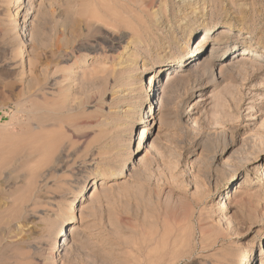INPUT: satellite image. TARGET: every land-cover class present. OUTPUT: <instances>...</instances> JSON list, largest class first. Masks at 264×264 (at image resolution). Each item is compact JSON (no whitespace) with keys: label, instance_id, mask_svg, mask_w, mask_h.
<instances>
[{"label":"rangeland","instance_id":"1","mask_svg":"<svg viewBox=\"0 0 264 264\" xmlns=\"http://www.w3.org/2000/svg\"><path fill=\"white\" fill-rule=\"evenodd\" d=\"M27 1L0 0V264H264V0Z\"/></svg>","mask_w":264,"mask_h":264},{"label":"bare ground","instance_id":"2","mask_svg":"<svg viewBox=\"0 0 264 264\" xmlns=\"http://www.w3.org/2000/svg\"><path fill=\"white\" fill-rule=\"evenodd\" d=\"M30 1H32V0H28L27 1V4L30 2ZM208 32H211V29H206L205 30V32L203 33V34H201L200 35V38L197 40V42H196V44H194V48H193V46H191V37L190 38H187V40H185L186 41V43H185V46H184V48H183V50H182V52L179 54V55H177L175 58H174V63L176 64V65H174L175 67H174V69H172V70H170V69H168L167 71H170V73L166 76V78H164L165 79V82H164V87L162 88V91L160 92V94H162L163 93V99H165V97H164V89L166 88V87H169V85L172 83V82H178V81H184V78L185 77H183L184 75V71L182 70V67H178V65H177V62L178 61H180V60H183V59H185V57H186V61L184 62V64H187V62L189 61V59H191L192 57H197V56H201V53H202V51H203V49H204V47L210 42V39H211V37H207V33ZM24 39V38H23ZM26 43H28V42H26ZM21 45H23V43L21 44ZM235 50V52L234 53H236L238 50H240V51H243V54H241L240 56H243L244 54H250L252 57V59L253 60H256V61H258V59H261L262 58V55L260 54V53H252L249 49H247V48H240V49H236L235 47H233V48H231V49H228V50H224L223 51V53H222V56H224V57H226V56H229V55H231L232 54V51H234ZM188 58V59H187ZM245 58H247V57H245ZM237 59V58H236ZM232 64H233V62H232ZM126 65V64H125ZM152 66V65H151ZM226 66H228L227 64L225 65H222V67H221V70L220 71H223L222 70V68L223 67H225L226 68ZM158 68H159V72H163L164 70H161V69H164V64L163 63H161V65L160 66H158ZM119 69H122V68H119ZM224 69V68H223ZM228 70V69H227ZM230 70V69H229ZM225 72V71H224ZM123 79V78H122ZM154 85H155V76L153 75H151V77L149 78V81H148V86H149V88H151V87H154ZM151 92V91H150ZM154 96H153V92H152V94L150 93V94H148L147 95V98H146V103H147V101H149L151 98H153ZM124 98V97H123ZM140 100V99H139ZM137 103V102H136ZM138 103H140V105H138L139 106V108H140V111H143V109H142V102H139L138 101ZM144 104V103H143ZM149 104V103H148ZM163 104V103H162ZM151 108V107H150ZM150 108H149V110H148V112L145 114L146 115V118L147 117H150L151 119H147V120H145V119H142L141 118V123H143L145 126H143V127H141L138 131H139V133H138V136H137V139L139 140L138 141V146H137V150L138 149H140L141 148V140H142V138L144 137V136H146L145 134H146V130H145V128H147V126H148V123H147V121H150V120H153V119H156L157 117H158V122H160L161 123V115H162V113L164 112V108L162 107V105L160 104V108H159V110H157V111H159V113L157 114V115H154V114H152L151 113V110H150ZM198 108V105H196V103H191V106H190V108H189V111H190V113H195V111L197 112V109ZM142 115H143V112H142ZM171 115V114H170ZM138 117V116H137ZM144 120V121H143ZM192 149V147L190 148V150ZM60 155H62L61 153H60ZM263 177H264V174H263ZM262 177V178H263ZM263 180H264V178H263ZM221 207H223V206H221ZM73 208V207H72ZM71 211H74V209H71ZM76 221H70V222H68V224L70 223V224H72V223H75ZM67 225V221L66 222H62L60 225H59V227H58V229H57V231L55 232V237L59 240V239H62V241H63V243H61L60 245L63 247L64 245H65V241H66V235H67V233H66V231H65V226ZM1 226V225H0ZM3 227V226H2ZM5 229V228H4ZM4 229L3 228H1L0 227V236H1V234L3 233V231H4ZM64 233V234H63ZM57 246H59V242H58V244H57ZM60 247V246H59ZM58 247V248H59ZM258 249H259V251L258 252H261L260 250L261 249H263L264 248V245H263V243H261V244H259V245H257L256 246ZM61 250V249H60ZM256 254H254V256H255ZM255 258V257H254Z\"/></svg>","mask_w":264,"mask_h":264}]
</instances>
